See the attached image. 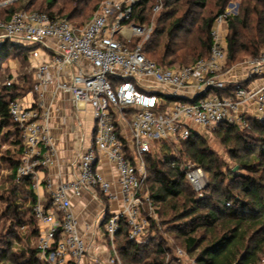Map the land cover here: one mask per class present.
I'll return each instance as SVG.
<instances>
[{
  "label": "built area",
  "instance_id": "1",
  "mask_svg": "<svg viewBox=\"0 0 264 264\" xmlns=\"http://www.w3.org/2000/svg\"><path fill=\"white\" fill-rule=\"evenodd\" d=\"M138 1L104 0L81 27L40 10H21L0 19V44L10 39L27 46L26 41L52 51L36 66L34 101L27 104L19 97L8 105L24 145L17 178L34 175L31 186L37 190L38 167L52 163L56 155L46 101L51 85L68 95L78 110L89 104L93 111L92 142L74 161L75 177L58 185L48 182V202L38 198L34 206L39 253L49 264H80L87 252L72 196L89 191L98 200L121 199V209L103 223L105 239L114 242L123 220L128 238L139 242L149 226L144 205L148 204L150 215L155 212L149 194L141 192L149 175L147 155L155 144L186 141L197 130L243 128L250 118L264 119V48L249 59L244 79L221 72L228 56L221 31L228 11L213 22L208 57L191 65L162 67L146 55L143 43L134 42L136 37L149 39L154 29V19L142 25L130 21ZM163 1L156 0L152 18L162 10ZM103 156L115 167L117 190L100 170ZM186 179L203 194L207 176L201 166L188 164ZM112 249L107 263H121L115 242ZM183 253L178 250V255Z\"/></svg>",
  "mask_w": 264,
  "mask_h": 264
},
{
  "label": "trees",
  "instance_id": "2",
  "mask_svg": "<svg viewBox=\"0 0 264 264\" xmlns=\"http://www.w3.org/2000/svg\"><path fill=\"white\" fill-rule=\"evenodd\" d=\"M69 1L73 3L74 0ZM102 1L104 0H98L94 6L93 14ZM179 1L181 0L163 1L162 10L154 17L153 32L150 38L143 42L146 55L154 59L147 52L151 53L157 59L154 60L162 67H172V64L177 60L184 62L190 54L195 56V61L208 57L211 51L213 22L219 14L225 12L223 3L215 13L211 12L209 16L203 17L195 28L190 20L191 15L194 14L192 8L183 14H177V8L171 7L173 2ZM259 1L263 5V9L247 8L242 15L228 16L227 61L229 63L238 61L240 53L254 57L264 48V0ZM188 2L196 9L205 8L209 4V0H188ZM155 3L156 0H139L134 6V13L130 21L141 25L147 21L150 22ZM54 4L55 0H48L47 9L40 11H45L54 17H66L72 22L73 14L79 10L75 6L68 16H62L59 15V12L52 10ZM8 9L10 10H7L4 16H0V19H8L21 10H39L34 8ZM72 23L78 27L84 25V22ZM134 39L136 40L138 37ZM135 40L134 42H136ZM16 45L22 46L10 39L3 41L0 44V56H4L2 58L5 59L9 57L12 54L11 49ZM0 73V128L14 126L16 133L21 137L18 142L20 150H22V158L14 165L15 171H17L23 161V137L20 128L10 117L8 105L13 99L26 95L33 89V85L25 91L24 84H19L16 80L5 84L2 72L0 71ZM9 78H12L11 74ZM20 87L21 90L24 89V94L18 91ZM221 92L226 93L227 91L222 90ZM220 129L225 141L234 145L230 148L234 156H238V149L250 153L248 156L239 158V167L244 172H240V170L224 171L218 157L206 146L204 138L200 136V133L194 132L184 143L195 164L211 174L205 192L201 196L198 195L186 179L188 164L181 167L175 161L176 159L171 160L168 157L167 161L174 163L172 169L175 174L172 176L162 168L161 161L150 154L147 155L149 175L141 192L149 194L155 215L160 213L157 205L173 201L172 206L176 212L172 216L174 224L171 229L178 235L184 236V246L188 253L196 251L195 264H263L264 136L254 133H256L255 131H259V133L264 131V119L250 118L248 125L244 128L236 125H222ZM33 176L30 174L17 179L32 185ZM148 181L154 182L150 188L146 187ZM31 191L35 203L38 197L36 191L32 189ZM143 210V214L149 219V226L145 233L149 228L159 230L156 218L149 214L148 204L144 205ZM110 215L111 213L107 212L104 221ZM35 217L37 219L36 214ZM121 225L117 237L121 235L126 239L125 243L121 245L120 252L127 264H173L172 262L176 260L172 247L167 245L162 234L151 238L150 242L144 244L130 240L127 235L128 228L123 224V220ZM199 230H203V232L198 234ZM153 241H156V244L153 245V255L144 254ZM37 252L39 249L32 251L30 263L49 264L45 260L38 261ZM0 255L2 260L8 258V252ZM167 255L170 258H167ZM27 262L26 259L23 263L27 264Z\"/></svg>",
  "mask_w": 264,
  "mask_h": 264
},
{
  "label": "rangeland",
  "instance_id": "3",
  "mask_svg": "<svg viewBox=\"0 0 264 264\" xmlns=\"http://www.w3.org/2000/svg\"><path fill=\"white\" fill-rule=\"evenodd\" d=\"M72 2L73 3H70L69 0H55L52 10L59 12V15L68 16L73 8L77 6L79 10L73 14L72 22L86 23L91 18V15L94 12V6L97 4L98 0H74ZM223 3L225 4V11L229 12V16L236 14L242 15L247 8L252 9L256 7L258 9H263V5L259 0H209L208 6L199 9L194 8L188 0H181L179 2H173L171 7L177 8V14H183L192 8L194 14L191 15L190 20L191 24L196 28L203 17L209 16L211 12L215 13ZM47 5L48 0H0V16H4L6 11L10 10L8 8H34L46 10ZM226 24L229 29L228 20ZM138 39L139 41H137ZM138 39L134 40L140 43L146 41L144 40L145 38L140 37ZM24 44L28 47L16 45L11 49L12 54L6 59L2 58L4 56H0V71L3 75V83L9 84L16 80L17 83L24 84V89L27 91L30 86L33 85L34 87L36 65L47 58V55L52 56V51L47 48V46L38 44L32 45L30 42L26 41ZM147 53L150 57L156 59L151 53ZM250 58L251 57L248 55L240 53L238 61L229 63V61L226 60L221 72L225 76H228V74H231L230 71H232L233 68H240V66H245V71L247 72L248 61ZM195 59V56L190 54L186 57L184 62L177 60V62L172 64V67L191 65L195 62ZM12 69H14V71ZM10 74L12 76L11 79L9 78ZM24 89L21 90L20 87L18 91L24 94ZM91 113H93V111L90 106L88 110H83L80 114L85 125L87 139H90L94 126V117ZM197 131L200 133V136L204 138L206 146H208L218 157L224 171L240 170V172H244L239 167V158L240 156H248L250 154L249 152L238 149V156H234L230 151V148L234 145L229 141H225L220 127L210 131ZM255 132L256 133L254 134L256 135L264 136V131L261 133H259V131ZM20 138L21 137L16 133L14 126L0 128V254L8 252L7 259L2 260L0 255V264H22L26 259L28 260L27 264H31L29 259L32 251L38 249L39 221L35 217L34 206L36 202H33L31 191V189H34L29 182L18 180L17 171L14 169L15 163L21 161L22 158V150H20V143L18 142ZM150 155L154 158H158L161 161L162 168L172 176L175 174L172 169L174 163L168 162V157H170L171 160L176 159L175 161L181 167L186 166L187 164H195L184 141L155 144ZM206 176L207 182L205 184V189L211 179V174L206 172ZM153 183L154 182L148 181L146 187L150 188V185ZM205 189L202 193L205 192ZM195 192L201 196L200 192H197L196 190ZM172 202L173 201L157 205L159 206L160 213H157V215L154 213V217L156 218L159 230L156 231L149 228L139 242L144 244L148 243L151 241V238H156L158 235L162 234L167 245L172 247V252L176 256V260L172 263L191 264L194 262L196 251L188 253L184 246V236L178 235L171 229L174 224L172 216L176 212L175 208L172 206ZM202 232L203 230H199L198 234H201ZM104 240L105 241L103 242L107 243L110 247V254H114L112 244L115 242L119 257L121 258V263L118 264H127L122 252H120L121 245L125 243L126 239L120 235L119 237L116 236V238H114V242L110 239L108 240V238ZM155 242L156 241H153L149 244V247L144 254L153 255L152 250L153 245L156 244ZM179 249L184 251L182 255H178ZM36 258L40 262L44 261L39 252H37ZM167 258H170V256L167 255Z\"/></svg>",
  "mask_w": 264,
  "mask_h": 264
},
{
  "label": "crops",
  "instance_id": "4",
  "mask_svg": "<svg viewBox=\"0 0 264 264\" xmlns=\"http://www.w3.org/2000/svg\"><path fill=\"white\" fill-rule=\"evenodd\" d=\"M221 31L223 38H227L229 32L227 24L223 25ZM46 57L43 61L48 60L51 55ZM12 70L14 71V69ZM230 73L228 77L244 79L246 76L245 66L235 67ZM189 89L188 91H191ZM22 98L25 103L31 104L36 98V94L31 90ZM46 101L51 109L50 125L55 138L56 155L53 157L52 163L39 166L37 171L39 186L35 191L37 197L43 202H47L49 198L48 182L58 185L75 177L77 168L74 161H76L78 154L91 145L92 134L95 129L93 126L91 137L87 139L85 125L80 117L83 110H78L69 96L59 90L57 91L54 85L49 87ZM79 106L81 107L83 104H79ZM84 107V110H88L90 105L84 104ZM91 114L93 115V113ZM44 152H46L45 149ZM102 161L100 170L113 182V187L117 190L119 186L115 167L106 156L102 157ZM71 200L72 208H74L73 210L80 221L79 231L87 241L88 246L80 264H108L110 247L103 242L105 241V225L103 223L107 212L111 213L121 209V199L108 200L102 196L98 200L94 198L91 192L86 191L81 197L72 196Z\"/></svg>",
  "mask_w": 264,
  "mask_h": 264
},
{
  "label": "water",
  "instance_id": "5",
  "mask_svg": "<svg viewBox=\"0 0 264 264\" xmlns=\"http://www.w3.org/2000/svg\"><path fill=\"white\" fill-rule=\"evenodd\" d=\"M209 89H207V91H208Z\"/></svg>",
  "mask_w": 264,
  "mask_h": 264
}]
</instances>
